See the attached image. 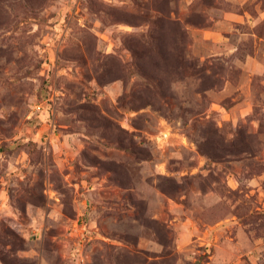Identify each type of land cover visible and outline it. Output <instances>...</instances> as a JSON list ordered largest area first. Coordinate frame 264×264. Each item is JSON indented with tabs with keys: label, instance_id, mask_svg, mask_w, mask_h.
Instances as JSON below:
<instances>
[{
	"label": "rangeland",
	"instance_id": "1",
	"mask_svg": "<svg viewBox=\"0 0 264 264\" xmlns=\"http://www.w3.org/2000/svg\"><path fill=\"white\" fill-rule=\"evenodd\" d=\"M0 264H264V0H0Z\"/></svg>",
	"mask_w": 264,
	"mask_h": 264
}]
</instances>
